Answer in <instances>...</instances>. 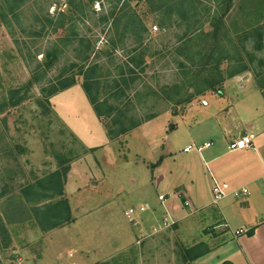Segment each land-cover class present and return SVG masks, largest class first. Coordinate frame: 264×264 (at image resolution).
I'll use <instances>...</instances> for the list:
<instances>
[{
    "label": "rangeland",
    "instance_id": "obj_1",
    "mask_svg": "<svg viewBox=\"0 0 264 264\" xmlns=\"http://www.w3.org/2000/svg\"><path fill=\"white\" fill-rule=\"evenodd\" d=\"M200 1L211 3L212 11L216 9L213 0ZM13 2L0 0V264H51V256L58 250L64 258H71H66L71 264H183V249L200 243L209 247L204 237L210 227L201 224L198 215L185 211L176 187L183 183L190 194H200L205 201L209 198L202 182L208 168L202 165L197 150L183 149L199 131L205 129L208 136L206 132L217 129L214 122L202 121L208 117L205 112L231 100L211 92L205 94H209L205 106H196L202 96L180 105L161 98L160 88L176 81L178 61L184 59L174 47L186 25L175 17L171 28L161 30L160 16L145 2H129L143 13L149 31L144 44L155 57L144 58L141 78L124 85L119 100L108 99L117 103L126 101L128 95L129 114L134 120L150 115L157 118L135 127L121 140H109L81 85L83 77L73 74L77 67L71 69L72 64H81L78 54L82 46L75 35L60 43L57 38L62 33L51 29L50 20L66 10L67 0H25L15 15L7 10L9 4H19ZM113 4L110 0L95 1L73 30L91 40L95 52L86 65L99 63L96 75L110 72L105 89H113L112 93L119 90L113 88L114 80L123 85L119 67L127 70L129 59L136 55L131 50V36L111 59L103 52L111 37L118 39V28L111 22H100ZM227 17L235 42V47H227L231 55H240L241 62L222 66L221 94L228 80H251L264 98V0H235ZM55 49L58 57L47 74L40 69L37 80L32 81L34 67ZM105 61L109 66L103 64ZM238 65L243 70L238 71ZM135 69L138 72L140 68ZM72 77L74 85L46 98L51 84ZM13 89L21 90L12 95ZM249 98L238 104L242 106ZM12 101L18 102L12 105ZM190 105L191 114L182 115ZM217 145L220 148L224 142ZM56 154L71 160L62 196L68 202L70 220L48 229L52 231L49 234L38 224L32 209L53 204L58 197L34 203L22 190L57 169ZM161 175L165 179L158 181ZM50 193L42 190L39 195ZM158 194L167 196L163 204ZM234 197L233 203L238 201ZM175 202L184 211L164 210L173 208ZM129 209L133 210V220L126 216ZM45 239L56 246L42 244ZM220 252L215 250L192 264H218L216 255Z\"/></svg>",
    "mask_w": 264,
    "mask_h": 264
},
{
    "label": "trees",
    "instance_id": "obj_2",
    "mask_svg": "<svg viewBox=\"0 0 264 264\" xmlns=\"http://www.w3.org/2000/svg\"><path fill=\"white\" fill-rule=\"evenodd\" d=\"M24 1L14 0L13 3L18 2L19 4H9L7 10L15 15L14 11ZM95 1L103 0H67L66 10L59 12L58 16L50 21L52 31L54 33L58 31L62 33L57 38L60 43L69 42V36L75 35V39L82 46L78 54L81 64H72L71 69L73 70L77 67V72H73V74L83 77L81 85L96 116L104 125L109 140H119L135 127L154 117L150 115L145 119L134 120L129 114L131 99L128 95H126V101L122 102H109L108 99L109 97H114L115 100H119L124 95L123 86H127L135 78H141L140 73L145 71V67H142V65L146 64L144 58L146 56L155 57V53H151L149 47L144 44L146 39H149V31L146 22L142 18L143 13L138 10L139 6H131L129 2L134 4L145 2L152 13L160 16L161 30L171 28L173 24L171 21H174L175 17L186 25V30L178 38L174 47L175 53L178 56H183L184 59L178 61L177 69L179 71L177 72L176 81L160 88L163 100L174 105H180L190 103L195 97L204 96L207 92L221 94L224 80L222 66L230 62L235 64L241 62L240 55H231L228 49V47H235V42L230 37V31L227 26V16H229L235 0H213L212 2H214V7L216 8L213 11L211 3H202L200 0H110V2L115 4L112 5L107 14L101 15L100 22H111L113 28H118L119 31H116V34L118 35L117 40H119L120 46L117 45V40L111 37L106 51L103 52L108 56L107 59L109 60L111 54L118 47L124 48L125 41L128 36H131L134 43L131 50H134L136 55L129 59L130 63H127V70L119 67L123 85L116 79L114 80L113 88H119V90H115L112 93L111 90L113 89H110L107 92L105 87L106 83L109 82L108 75L110 72L96 75L95 69L100 68L99 63L95 61L86 65L92 53L95 52L94 47L89 38L80 37L73 31L76 21L87 14L88 9L92 7ZM205 25H208L209 29L205 30ZM56 51L55 49L53 52H48L44 61L38 62L31 73L32 81L37 80L40 69L43 75L47 74L54 61L57 60L58 54H56ZM110 63L112 64V61ZM103 64L108 65L107 61L103 62ZM131 64H134L135 68H140L138 72L132 66L130 67ZM240 70L243 69L238 65V71ZM75 83L76 80L72 77L71 79L66 78L58 81L57 85L51 84L47 89L46 98L71 87ZM19 90L21 89H13L10 94L18 93ZM158 96L160 97V95ZM17 102L12 101L11 104L14 105ZM55 158L58 166L55 171L48 174L45 179L29 184L22 190L24 193L26 191L27 200L34 203L39 202L41 198L58 197L53 204L32 209L35 219L43 230L55 228L70 220V208L67 200L62 198V196L63 185L70 169L71 160L62 154H56ZM42 190L51 191V193L39 195ZM208 251L209 248L204 243L183 249V264H192L195 259ZM223 264L229 263L224 262Z\"/></svg>",
    "mask_w": 264,
    "mask_h": 264
},
{
    "label": "crops",
    "instance_id": "obj_3",
    "mask_svg": "<svg viewBox=\"0 0 264 264\" xmlns=\"http://www.w3.org/2000/svg\"><path fill=\"white\" fill-rule=\"evenodd\" d=\"M208 95L202 96L196 102V106L207 105L206 97ZM216 96L227 97L231 100L229 104L213 108L212 112H205L208 117L203 118L202 121L208 119V121L214 122V129L216 127L217 129L206 132L208 136H205V129L199 131L200 133L193 135L195 139L192 143L188 144L203 147L198 151V157L202 161V165L208 168V177L203 175L202 182L207 186L209 198L205 201L200 194H190L187 185L183 183L176 187L178 192H181L180 195H175L182 198L185 211H191L192 215H198L200 223L210 227V232L204 237L208 240L209 246V251L206 254L221 250L216 255L218 264L224 262L229 264H264V98L251 80L243 83L235 79L226 81L222 94ZM246 96L252 97L251 100L249 98L245 104L239 105L238 101L244 100ZM192 110L190 105L182 115L191 114ZM156 118L157 116H154L146 122ZM235 130L237 132L233 134ZM243 134L251 136V147L229 150L228 144ZM219 141L224 142L220 148L217 145ZM206 143L209 145L204 146ZM164 179L165 177L161 175L158 181ZM215 183H225L229 187L227 195L218 202L213 201L212 195ZM243 188L247 189L248 193L239 196L233 194L234 191ZM233 196L238 200L235 203H233ZM166 198L165 195L162 200L159 198L158 200L163 204L167 200ZM185 201L189 204L185 205ZM172 205H174L173 208L164 207V210L184 211L179 209L176 202ZM177 214L175 216L178 218L179 213ZM170 223L173 224L174 221ZM237 229H244L246 233L235 235L234 231ZM50 232L52 231H46L49 234ZM44 236L48 238L47 234ZM44 242H47L49 247L51 244H53L52 247L56 246L51 239H45L42 244ZM63 255L60 250L56 251L51 256V264H71V258L67 256L66 258L70 259H66ZM204 255L194 261H198Z\"/></svg>",
    "mask_w": 264,
    "mask_h": 264
},
{
    "label": "built area",
    "instance_id": "obj_4",
    "mask_svg": "<svg viewBox=\"0 0 264 264\" xmlns=\"http://www.w3.org/2000/svg\"><path fill=\"white\" fill-rule=\"evenodd\" d=\"M203 104H205V102H203ZM209 143H206L204 144V146H208ZM252 145V138L250 135L248 134H243L241 135L240 137H238L237 139L231 141L229 144H228V149L229 150H240V149H244V148H248V147H251ZM203 147H196L194 145H187L183 150L185 152H188L192 149H195L197 151H200ZM228 185L225 184V183H222V184H219V183H215L213 188H212V195H213V201L214 202H218L219 200H221L222 198H224L227 193H228ZM248 193L247 189L243 188L241 190H236L234 191V195L235 196H239L241 194H246ZM158 198L160 200H162L164 198L163 195H159ZM185 205H188L189 203L187 201L184 202ZM144 208L143 207H140V210L142 211ZM133 212L132 209H129L127 212H126V216L130 219V220H133V218L131 217V213ZM168 224V223H167ZM243 233H246V230L244 229H237L234 231V234L235 235H241Z\"/></svg>",
    "mask_w": 264,
    "mask_h": 264
}]
</instances>
